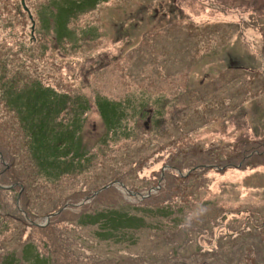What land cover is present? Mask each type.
I'll list each match as a JSON object with an SVG mask.
<instances>
[{"label": "rangeland", "instance_id": "374dc122", "mask_svg": "<svg viewBox=\"0 0 264 264\" xmlns=\"http://www.w3.org/2000/svg\"><path fill=\"white\" fill-rule=\"evenodd\" d=\"M263 145L264 0H0V264H264Z\"/></svg>", "mask_w": 264, "mask_h": 264}, {"label": "trees", "instance_id": "16d2710c", "mask_svg": "<svg viewBox=\"0 0 264 264\" xmlns=\"http://www.w3.org/2000/svg\"><path fill=\"white\" fill-rule=\"evenodd\" d=\"M63 29V28H62ZM117 106V105H116ZM114 108H115V105H113L112 106V110H114ZM105 115L107 114V111L105 110ZM252 150H251V152H248V153H244V154H246L248 157H260L261 156V154H262V149H261V145H253V147L251 148ZM242 159H247V157L245 156V155H243V158ZM263 161H264V145H263ZM263 165H264V163H263ZM233 166H235V167H237V168H240V167H238V166H236V165H233ZM68 211V210H67ZM69 211L71 212V210L69 209ZM117 216V215H116ZM115 217V216H114ZM114 217H110V218H112V221L113 220H115V221H118L117 223H120L121 221H124V220H127V226H130L132 223H134V221H135V218H130V217H125V215L124 214H122V216L120 215V220H118V218H114ZM110 221V220H109ZM121 224H123V223H121ZM134 226V225H133ZM133 226H131L132 228H134ZM141 226V224H139V225H137L135 228H137V227H140ZM225 258H228V257H225ZM4 263H6V264H8V261L6 260V259H3V264ZM210 264V263H209ZM227 264H231V262H227Z\"/></svg>", "mask_w": 264, "mask_h": 264}, {"label": "bare ground", "instance_id": "6f19581e", "mask_svg": "<svg viewBox=\"0 0 264 264\" xmlns=\"http://www.w3.org/2000/svg\"><path fill=\"white\" fill-rule=\"evenodd\" d=\"M28 245L31 246V247H33V248H35L32 244H31V245L28 244ZM34 245L37 246V247H39L37 244H35V242H34ZM39 248H40V247H39ZM40 249H41V248H40ZM14 258L16 259V257H13V254H10V258H9V260H8V264H13V260H14ZM20 261H22V263H25V262H26V264L29 263V262H27V261L25 260L24 257H21L20 260L16 262V264H17L18 262L20 263Z\"/></svg>", "mask_w": 264, "mask_h": 264}, {"label": "water", "instance_id": "95a60500", "mask_svg": "<svg viewBox=\"0 0 264 264\" xmlns=\"http://www.w3.org/2000/svg\"><path fill=\"white\" fill-rule=\"evenodd\" d=\"M49 219V218H48Z\"/></svg>", "mask_w": 264, "mask_h": 264}]
</instances>
